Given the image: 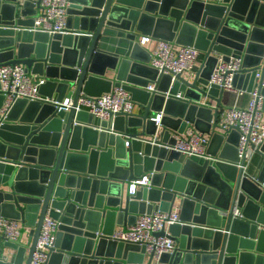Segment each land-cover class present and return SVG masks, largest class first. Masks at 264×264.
<instances>
[{"label":"water","instance_id":"1","mask_svg":"<svg viewBox=\"0 0 264 264\" xmlns=\"http://www.w3.org/2000/svg\"><path fill=\"white\" fill-rule=\"evenodd\" d=\"M34 14L30 0L22 10L18 0H0V64L45 76L40 94L73 98V106L65 111L51 101L19 99L4 120L0 115V216L31 229L29 245L24 230L17 242L5 243L17 250L16 260L0 264H22L28 246L31 264L48 212L61 222L48 264H153L150 255L144 262L143 246L112 238L115 225L177 206L180 223L157 235L173 237L178 249L156 264H264V144L258 182L245 172L251 152L239 157L237 131L212 135L209 154L218 161L185 159L164 146L189 126L210 132L218 111L197 102L204 96L221 103L218 86L203 88L217 55L243 57L252 72L236 75L238 87L251 91L260 65L264 83V0H71L66 33L17 29L32 26ZM141 35L194 46L205 53L202 71L192 81L180 74L174 85L170 75L158 78ZM142 69L151 75L144 79ZM109 70L115 80L106 77ZM120 86L140 113L102 122L76 111L82 93L100 96ZM178 90L189 100L167 97ZM4 99L0 94V109ZM160 112L161 130L153 120ZM151 173V187L132 196L130 183Z\"/></svg>","mask_w":264,"mask_h":264},{"label":"built area","instance_id":"2","mask_svg":"<svg viewBox=\"0 0 264 264\" xmlns=\"http://www.w3.org/2000/svg\"><path fill=\"white\" fill-rule=\"evenodd\" d=\"M26 1L18 0L20 10H22ZM30 1L35 9L34 24L17 29L44 32L50 35L67 32L68 9L71 6V0ZM152 38L153 36L149 35L143 36L140 40L141 45L145 46ZM200 56L201 51L194 46L176 48L172 41L160 39L157 48L151 53L150 65L158 70V78L163 75L172 76V85H174L178 75L193 73L196 76L202 71L205 59L202 60V63H199ZM217 57V64L203 88L208 92L215 85L223 94L232 92L236 95L235 103L230 106H217L216 108L212 104L214 97L209 101H198L199 106L210 108L213 113L216 110L218 111V117L216 121L213 119L210 132L202 133L196 128L187 127L182 133L173 132L172 136L175 138V143H164V146L179 152L185 159L199 158L218 161L220 160L218 157H212L209 154L212 135L220 132L227 136L230 132L237 131L239 134L237 146L239 157L242 159L247 151L251 152L250 156L247 157V167H245V172L248 174V164L251 162L253 154L257 153L264 144V95L261 92L264 83L260 85L259 81L262 65L257 67L255 85L251 91H248L246 88L238 87L234 83L236 75L246 74L245 72L250 71L244 66L243 57L231 56L228 61L224 60L221 54ZM158 78L155 81L156 83L148 86L149 91L157 89ZM45 82L46 78L37 79L35 74L29 72L25 65L0 64V94L5 97L0 109L2 120L8 116L13 105L19 99L51 101L56 104L58 109L69 111L73 106V98H65L63 102H58L40 94V86ZM246 94L250 96L248 104L241 106L238 100ZM169 96H174L179 100H189L182 90H178L174 95L167 92V97ZM137 105L139 103L133 100L130 92L120 86L113 87L110 92L103 93L100 96H89L82 93L75 108L77 112H88L95 121L105 122L114 119L118 114L134 115ZM163 116L164 113L160 112L153 118L157 129L162 127ZM93 126L97 127L95 124ZM98 128L99 130L103 129L101 126H98ZM108 132L114 133V130L110 129ZM124 138L126 140L125 146L128 148L130 138L128 136H124ZM156 141L157 137L154 138L153 143ZM151 175L152 173L132 181L130 183V194L135 195L140 186L150 188ZM248 175L254 182H258L257 176ZM259 186L264 190V182ZM176 223H180L179 212L174 211V209L164 212L159 208H154L152 213L139 214L134 224L128 225L124 230L115 232L112 238L117 241L143 246L146 254L153 256L157 262L163 254H172L178 249L176 239L168 235H157L164 229L168 231V228ZM21 224V220L0 216V243L5 245V243L17 242L21 237ZM60 224V219H56L49 212L46 214L31 264L49 263L51 254L56 251L57 233ZM4 257H6L5 254L0 257V260L9 263Z\"/></svg>","mask_w":264,"mask_h":264},{"label":"crops","instance_id":"3","mask_svg":"<svg viewBox=\"0 0 264 264\" xmlns=\"http://www.w3.org/2000/svg\"><path fill=\"white\" fill-rule=\"evenodd\" d=\"M143 36H145V35H141L139 37V40H141V38ZM159 40L160 39L153 37L152 40L149 43H147L145 46H143V47L151 54L157 48ZM172 42L174 43V46L176 48H180V47L184 46V45H181V44L177 43L176 40H174ZM200 59H202V60L205 59V53L202 52V51H201ZM141 73H142V75H143L142 77L144 79H146V77H148V76L151 75V73L148 70H145V69H142L141 70ZM35 76H36L37 79L45 78V76H40V75H36V74H35ZM183 76H184V78H186V79H188L190 81H192L195 78V76H194L193 73H188V74L185 73V74H183ZM106 77L108 79L115 80L116 79V72L114 70L113 71L112 70H109L107 72V74H106ZM249 99H250V96L248 94H246V95H244V96H242V97L239 98L238 103L241 106H246L248 104ZM201 100L202 101H209V100H211V98L202 96L201 97ZM235 101H236V95L234 93H232V92H226V93L223 94V96L221 98V103L220 104L217 103L216 98L213 99L212 104L214 106H216V108H217V106L218 107L219 106L223 107V106L233 105L235 103ZM141 110H142V107L140 106V104L135 107V112L136 113H140ZM189 127L190 128H194L193 126H189ZM262 160H263V158H262V156H261V154L259 152L253 154L252 160L248 164L249 165V167H248V174H250L252 176H258V174L260 172V164L262 163ZM174 211H177V212L180 213L181 212V209H180L179 206H177V207L174 208ZM21 225H22V227H21V233H22V230H24L23 231L22 242H23V245L26 246V245H29V242H30V238H31L30 230L31 229L30 228L28 229L27 226L25 224H23V223ZM127 227H128V225L125 227L123 225L116 224L115 225V232H119L121 230H124ZM24 238H26V240H24ZM0 248L2 250V253H1L0 257H2L3 254H5L6 257H4V258L9 263H12V262H14L16 260L17 250H15L12 247L5 246L4 244H1V243H0ZM28 252L29 251L27 250V252L25 253V256H24V259H23V263L22 264H26V262L28 260ZM148 261H149V255H146L144 262L147 263ZM153 264H156V260L153 261Z\"/></svg>","mask_w":264,"mask_h":264},{"label":"rangeland","instance_id":"4","mask_svg":"<svg viewBox=\"0 0 264 264\" xmlns=\"http://www.w3.org/2000/svg\"><path fill=\"white\" fill-rule=\"evenodd\" d=\"M199 63H202V59H199ZM188 74V73H186ZM187 76V75H186ZM191 77V76H190ZM29 229V227H27ZM24 240H26V238H24Z\"/></svg>","mask_w":264,"mask_h":264}]
</instances>
